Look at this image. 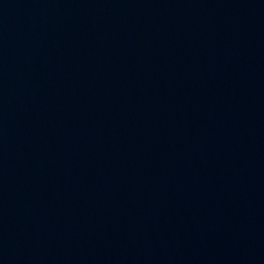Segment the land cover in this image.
Returning a JSON list of instances; mask_svg holds the SVG:
<instances>
[{
  "label": "water",
  "instance_id": "obj_1",
  "mask_svg": "<svg viewBox=\"0 0 264 264\" xmlns=\"http://www.w3.org/2000/svg\"><path fill=\"white\" fill-rule=\"evenodd\" d=\"M0 264H264V0H0Z\"/></svg>",
  "mask_w": 264,
  "mask_h": 264
}]
</instances>
